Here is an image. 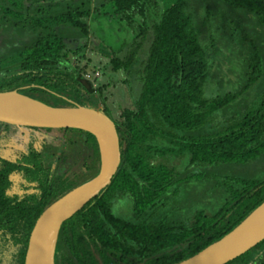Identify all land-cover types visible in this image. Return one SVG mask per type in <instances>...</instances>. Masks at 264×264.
Instances as JSON below:
<instances>
[{
	"label": "trees",
	"instance_id": "16d2710c",
	"mask_svg": "<svg viewBox=\"0 0 264 264\" xmlns=\"http://www.w3.org/2000/svg\"><path fill=\"white\" fill-rule=\"evenodd\" d=\"M15 89L117 124L118 171L63 223L56 264H174L264 202V0H0V92ZM59 129L86 135L84 180L96 176V137ZM44 210L0 207L19 264ZM263 251L227 264H264Z\"/></svg>",
	"mask_w": 264,
	"mask_h": 264
},
{
	"label": "water",
	"instance_id": "95a60500",
	"mask_svg": "<svg viewBox=\"0 0 264 264\" xmlns=\"http://www.w3.org/2000/svg\"><path fill=\"white\" fill-rule=\"evenodd\" d=\"M0 122L23 127L81 129L93 134L99 143V173L47 207L31 232L25 264H56V247L63 223L105 188L118 171L121 145L117 124L101 106H54L18 89L0 92ZM263 240L264 202L221 239L174 264H227Z\"/></svg>",
	"mask_w": 264,
	"mask_h": 264
},
{
	"label": "flooded vegetation",
	"instance_id": "af4514ba",
	"mask_svg": "<svg viewBox=\"0 0 264 264\" xmlns=\"http://www.w3.org/2000/svg\"><path fill=\"white\" fill-rule=\"evenodd\" d=\"M86 140L85 134L78 137L59 128L0 122V185L6 186L5 193L11 199L0 200V207L9 204L46 209L89 181L84 179L92 171L95 157ZM10 238L9 233L0 231V264L20 263L21 247Z\"/></svg>",
	"mask_w": 264,
	"mask_h": 264
},
{
	"label": "rangeland",
	"instance_id": "374dc122",
	"mask_svg": "<svg viewBox=\"0 0 264 264\" xmlns=\"http://www.w3.org/2000/svg\"><path fill=\"white\" fill-rule=\"evenodd\" d=\"M119 35H120L119 32L116 33V37L119 36ZM112 36H113V34L107 33V34H105V36H104V37H105L104 40H106V39H110V38H111V40H112ZM111 40H106V41L110 42ZM101 52H102V53H106V51L104 50V48H103V50H101ZM87 54H89V51H87ZM95 57H96L97 59L102 60V61H106V60H107V58H105V57H104L103 55H101V54L96 55ZM74 60L76 61L77 59L74 58L73 61H74ZM75 61H74V63H75ZM90 73L94 74L93 77H92V81L94 82V85H97V82L94 81V78H101L102 81L104 80L101 71H100V72L96 71V72H94V73H93V71H90L89 74H90ZM117 213H120V214H122V215H124V216L132 215L131 209L129 208V205H127V204H121V205L117 208Z\"/></svg>",
	"mask_w": 264,
	"mask_h": 264
},
{
	"label": "bare ground",
	"instance_id": "6f19581e",
	"mask_svg": "<svg viewBox=\"0 0 264 264\" xmlns=\"http://www.w3.org/2000/svg\"><path fill=\"white\" fill-rule=\"evenodd\" d=\"M46 264H48V263L46 262Z\"/></svg>",
	"mask_w": 264,
	"mask_h": 264
},
{
	"label": "built area",
	"instance_id": "2783aa9c",
	"mask_svg": "<svg viewBox=\"0 0 264 264\" xmlns=\"http://www.w3.org/2000/svg\"><path fill=\"white\" fill-rule=\"evenodd\" d=\"M88 76V75H87Z\"/></svg>",
	"mask_w": 264,
	"mask_h": 264
}]
</instances>
